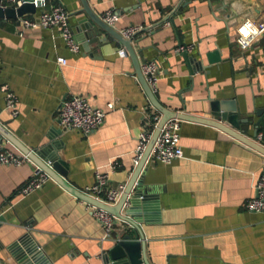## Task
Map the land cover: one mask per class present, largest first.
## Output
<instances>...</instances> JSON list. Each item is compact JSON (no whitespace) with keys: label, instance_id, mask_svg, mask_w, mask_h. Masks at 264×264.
<instances>
[{"label":"crops","instance_id":"1","mask_svg":"<svg viewBox=\"0 0 264 264\" xmlns=\"http://www.w3.org/2000/svg\"><path fill=\"white\" fill-rule=\"evenodd\" d=\"M184 1L85 0L101 20L104 11L114 10L119 18L110 26L117 32L144 26L131 38L134 58L106 32V41L87 44L82 0H47L69 11L80 43L76 53L67 49L58 26L26 28L20 35L17 16L0 17V124L33 151L55 143L48 155L64 159V179L77 189L91 185L96 168L110 161L117 166L109 173L108 186L126 185L140 162L135 156L141 131L155 129V117L161 116L136 66L156 60L160 72L153 93L162 105L228 126L211 114V103L234 106L240 119L237 131L253 138L260 116L258 130L264 128V34L246 49L236 36L244 18L264 21V0H193L183 6ZM179 39L192 44L189 53L200 60L193 74L181 52L174 51ZM58 56L66 63L60 64ZM2 85L16 96L17 116L5 108ZM69 94L85 96L105 110L103 123L89 134L63 129L56 118ZM179 144L182 157L170 163L147 157L143 164V185L153 197L141 208L143 220L137 225L148 262L264 264V212L244 206L254 195L264 155L212 123L189 119L180 122ZM6 146L22 152L8 139ZM34 166L29 160L0 164V215L5 217L0 221V264H19L8 246L26 234L50 264H105L102 251L130 226L117 218L105 237L86 204L52 177L19 193Z\"/></svg>","mask_w":264,"mask_h":264},{"label":"built area","instance_id":"2","mask_svg":"<svg viewBox=\"0 0 264 264\" xmlns=\"http://www.w3.org/2000/svg\"><path fill=\"white\" fill-rule=\"evenodd\" d=\"M24 0H1L2 6L12 5L17 7ZM35 11L28 12L21 16H17L20 26L19 34H23L26 28L36 27H51L58 26L60 35L71 52H79L80 43L76 39L75 34L69 22V11L61 3L48 4L47 0H32ZM102 20L113 25L119 18V15L111 9L104 11L101 14ZM142 25H129L119 30V33L126 38H133L137 33L142 31ZM264 34V21H255L249 17L244 18L238 29L236 42L242 48H248L254 39ZM192 44L186 46H177L174 51L179 53L184 49H191ZM121 52L124 54L125 51ZM264 56V52H263ZM57 61L60 64H65L66 59L63 56H58ZM141 72L152 92L156 89L158 74L160 72L159 64L156 60H148L141 64ZM2 90L5 93V108L10 111L12 116H17L19 113L17 99L15 94L8 88L7 85H2ZM109 108L114 106L113 103H108ZM105 110L97 107L89 102L82 95L69 94L66 95L60 102L56 110V118L58 119L63 129H77L84 134H89L94 129L98 128L104 121ZM155 119L159 120V116ZM182 119L178 117L168 118L161 126L158 135L156 136L153 145L149 151L148 157L160 163H170L176 158L183 156L182 147L179 144V129ZM155 123L154 127H156ZM153 129H144L140 133V141L136 151L135 161H139L143 151L149 142ZM253 140L264 146V128L259 129ZM7 138L0 133V164L20 165L25 161H33L24 152H15L6 146ZM247 145V144H246ZM250 147V146H249ZM35 163V162H34ZM117 166L115 161H110L105 167H97L94 172V181L91 185L86 186L81 191L90 197L101 201L107 205H114L119 200L125 185L120 184L117 187L108 186L109 173ZM51 176L37 163L33 168L29 179L22 185L18 192L21 194L28 193L40 186ZM254 195L247 198L244 206L250 211L264 212V164L260 174L253 182ZM80 199V198H79ZM86 204L91 214L101 224L105 237H109L113 231L114 224L118 218L110 211L99 207L90 202L80 199ZM128 205V203H126Z\"/></svg>","mask_w":264,"mask_h":264},{"label":"water","instance_id":"3","mask_svg":"<svg viewBox=\"0 0 264 264\" xmlns=\"http://www.w3.org/2000/svg\"><path fill=\"white\" fill-rule=\"evenodd\" d=\"M192 1L193 0H185L183 2V6L191 3ZM199 1L202 2L204 0ZM206 1L211 4V2L214 0ZM82 3L87 16L81 19V27L84 31L83 38L84 40H86L87 44H99L103 41H106V36H103V33L106 32L118 39L126 47L130 55L134 58L131 38L122 36L112 26L102 21L88 7L85 0H82ZM34 11L35 7L32 0H24V2L17 7H14L12 5L3 7L0 0V17H16ZM171 22L174 23V20H171ZM178 46H186V44L182 39H179ZM181 55L185 59L190 73L193 74V70L196 68V66L199 67L200 60H198L196 56L190 54L188 49H184L183 51H181ZM136 71L149 101L156 109H158V111L161 113V116L151 135L149 142L146 145L145 150L140 157V162L134 174L126 183L119 200L114 205H107L90 197L89 195H86L80 189L75 188L64 179L67 174L66 162L63 158H61L60 155H56L52 152L50 153V155H48L50 147H52L55 143L48 144L42 147L40 150L33 151L28 147L22 145L20 141H18L3 125L0 124L1 134H3L8 140L14 143L22 152L26 153L53 179H55L66 189H68V191L73 193L76 197L83 199L84 201L90 202L110 211L130 226V228L124 230L122 233L117 234L116 241L110 247L102 251L100 257L105 264H150L146 257V253L143 250L144 245L142 241V235L140 234L137 225V222H141L143 220L141 217V208L143 207L145 210V207L147 206L146 201L152 199L153 197V195L150 196V194H148L149 192L146 191L147 188L143 185V164L148 157L151 146L153 145V142L158 135L162 124L168 118L178 117L180 119H189L212 123L229 135L235 137L236 139L242 141L243 143L247 144L251 148L259 151L264 155V146L256 143L253 138L247 137L241 132L237 131L236 128L240 124V119L234 106L221 108L219 101H213L211 103V114L213 116H218L219 120H226L230 124V126L224 124L222 121H215L214 119L168 109L156 99L154 93L149 88L139 65L136 66ZM261 119L262 116H260L254 124L255 129L253 132V137L258 131L259 122ZM57 143L58 142H56V144ZM45 152H47L46 156L44 155ZM46 162H49L50 165ZM126 203H128V205H126ZM4 218V215H0V221L4 220ZM8 249L19 264H50V261L39 249L38 244L32 241L31 237L28 234L23 235L20 239L14 241L11 245L8 246Z\"/></svg>","mask_w":264,"mask_h":264}]
</instances>
